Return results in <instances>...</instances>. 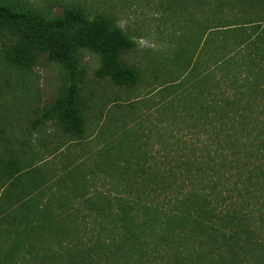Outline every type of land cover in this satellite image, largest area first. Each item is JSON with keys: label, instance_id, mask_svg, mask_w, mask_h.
I'll return each mask as SVG.
<instances>
[{"label": "trees", "instance_id": "obj_1", "mask_svg": "<svg viewBox=\"0 0 264 264\" xmlns=\"http://www.w3.org/2000/svg\"><path fill=\"white\" fill-rule=\"evenodd\" d=\"M155 1L173 36L182 30L175 55L183 47L189 59L149 95L178 92L176 109L157 111L154 133L112 131L89 168L70 148L63 172L35 155L6 158L0 264H264V0ZM57 4L0 0V36L11 41L0 81L8 70L27 87L42 54L62 66L57 96L31 123L34 133L55 121L42 137L50 156L86 138L83 50L100 55V79L134 86L140 75L121 61L137 42L116 13L68 0L57 14ZM98 178L112 190L89 193Z\"/></svg>", "mask_w": 264, "mask_h": 264}, {"label": "rangeland", "instance_id": "obj_2", "mask_svg": "<svg viewBox=\"0 0 264 264\" xmlns=\"http://www.w3.org/2000/svg\"><path fill=\"white\" fill-rule=\"evenodd\" d=\"M30 1L38 5H45L47 1L57 2L54 11L59 14L62 11L60 3L68 0ZM84 1L94 14L103 10L116 13L120 25L135 38L136 48L122 52L121 61L139 70L138 82L134 86L123 85L115 90V93H102L94 98L87 91L90 83L93 85L95 82V85L100 86L102 81L95 74L101 64L100 55L87 49L83 50V65L87 74L83 107L86 116L85 129L89 130L92 123L100 124V127L95 129L97 133L92 139L87 140L85 146H82L81 142L72 143L62 152L50 156L45 143L47 140L42 139L46 130L40 129L32 133L31 123L37 116L35 109H43L57 96L62 85V66L50 61L47 55L42 54L30 73V79L26 80L29 83L27 87L14 77H8L7 70L8 73L3 74L7 77L2 76L0 81L1 87L5 85L8 92L7 99L0 93V171L4 168L3 161L6 158H10L15 166L24 161H30L33 158L32 155H35L40 167L48 163L49 168L56 166L59 172H63L64 170L60 167L62 161L66 159L63 153H67L70 149L75 153L76 161H82V169L89 168L92 164L90 158L95 155L93 152L102 149L113 133H122L127 129L146 132L148 127L152 128L151 132L154 133L156 130L154 126L159 124L157 111L163 110V107L170 103L169 101L174 102L173 107L176 109L178 92L174 96H169L166 88H163L149 95L155 87L166 84L167 79H170L178 68L184 67L189 59V52L184 53L182 47V50L177 53L180 64L175 65L178 56L174 51L179 44L178 36L182 30L176 31L175 37L173 36L170 28L172 20L168 18L167 12L158 8L155 0ZM10 42L8 36H0V47ZM152 65H154L155 74L152 72ZM103 84L109 88L108 90L115 89L116 86L109 77L103 80ZM5 104L7 111L2 108ZM113 117L117 119L113 120ZM52 143L54 141L49 145L50 148L53 147ZM19 154H23L22 157ZM95 182V186L87 188L89 193L93 189L112 190L106 178H98ZM104 182L106 184H103ZM1 183L0 178V186ZM56 188L53 186V189Z\"/></svg>", "mask_w": 264, "mask_h": 264}, {"label": "crops", "instance_id": "obj_3", "mask_svg": "<svg viewBox=\"0 0 264 264\" xmlns=\"http://www.w3.org/2000/svg\"><path fill=\"white\" fill-rule=\"evenodd\" d=\"M104 79H101L102 81L100 82V86L95 85V82H93V85L90 82H88V83H90L88 92L94 98H96L99 94H102V93H108V92L109 93H115V90H118V89L121 88V86L120 87L119 86H115V84H114L115 89L108 90L109 88H106V86L103 84V80ZM115 119H117V118L114 117L113 120H115ZM101 121H102V118H101ZM54 126H55V121L54 120L45 123V126L43 128L44 130H46L45 136L47 135V132L49 134V132H52L54 130ZM99 127H100V124L99 125H95V123H92L91 128L89 130L86 129V138L84 140L80 141L82 146H85L87 140L92 139L93 136H95V134L97 133L95 131V129L97 130V129H99ZM52 141H56V140L55 139H50V142H52ZM80 142H78V143H80Z\"/></svg>", "mask_w": 264, "mask_h": 264}]
</instances>
